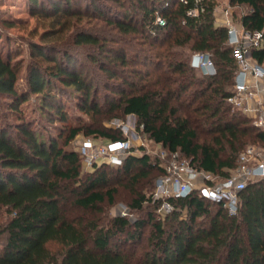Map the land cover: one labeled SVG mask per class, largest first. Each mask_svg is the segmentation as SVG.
Masks as SVG:
<instances>
[{
	"label": "trees",
	"instance_id": "1",
	"mask_svg": "<svg viewBox=\"0 0 264 264\" xmlns=\"http://www.w3.org/2000/svg\"><path fill=\"white\" fill-rule=\"evenodd\" d=\"M114 1L124 8V0ZM230 1L249 5L242 25L264 33V0ZM30 3L51 16L99 17L127 35L119 46L87 30L77 31L74 40L77 46H93L106 54L92 59L108 78L116 75L112 64L131 68L138 80L122 79L127 88L106 79V90L114 92L106 101L112 110L134 114L149 138L165 149L179 151L198 169L225 178L238 165L247 144L264 148V130L227 101L239 65L228 42V27L216 23V0H139L134 8L142 12L140 19L127 9L112 15L113 10L101 0H48L49 7L44 0ZM194 9L197 13L189 14ZM158 16L165 24L158 22ZM138 33L148 47L136 46L131 36ZM4 36L0 31V39ZM127 49L133 51L131 59ZM186 49L209 52L217 73L207 75L193 67ZM33 53L38 59L21 88L19 69L0 47V100L6 96L9 108L0 110V206H7L12 214L2 231L6 238L0 264H264V177L241 191L235 215L195 191L170 198L175 209L165 218L157 213L161 202L151 204L152 198L139 185L154 170H159V176L165 172L158 158L131 154L116 168L95 164L94 171L83 177V157L67 145L83 130L113 140L124 136L121 131L89 124L58 126L57 136L45 134V127L39 132L21 109L31 94L42 99L39 112L52 115L51 122L68 120L62 100L65 88L75 89L85 112L99 113L101 106L94 98L93 80L77 56L69 50L51 53L43 44L34 45ZM251 54L264 64V38ZM141 58L153 69L134 67ZM6 113L19 119L11 122ZM115 175L127 177L131 206L145 217L96 216L104 212L106 199L115 201ZM146 202L150 204L145 206ZM74 207L94 215L77 221L69 213ZM146 226L151 227L150 237L138 246Z\"/></svg>",
	"mask_w": 264,
	"mask_h": 264
},
{
	"label": "rangeland",
	"instance_id": "2",
	"mask_svg": "<svg viewBox=\"0 0 264 264\" xmlns=\"http://www.w3.org/2000/svg\"><path fill=\"white\" fill-rule=\"evenodd\" d=\"M46 5L49 7L48 0H44ZM107 6L113 10L112 15L118 14L122 9H127L131 12H135V18L140 19L142 12L139 8H134V4H137L139 0H124L125 6L121 9V6L117 1L114 0H101ZM149 2L150 0H144ZM160 1V0H158ZM217 6L215 8L216 23L221 25L225 19L224 13L229 11L230 18L232 22L241 27V17L251 10V7L246 4H232L230 0H216ZM48 9V8H47ZM50 11V9H49ZM117 12V13H116ZM51 12L45 13L40 9H35L30 3V0H0V31L4 33V38L0 39V47L4 53H9L12 58L13 64L19 69V79L17 84L19 87H24L27 85V75L30 66L37 61L38 57L33 53V47L36 44L45 45L51 53L58 50H69L73 55L77 56L81 61V64L84 67V72L88 74L89 79L93 80V85L95 86V101H97L101 106V112L95 113L85 112L79 106V100L75 96L74 88H65V93L62 95L63 103L65 104V109H67L68 120L66 122H51V116L49 114H42L39 111V107L42 105V99L36 94H31L29 100L22 104L21 109L23 115L30 117L34 120V125H36L39 132L43 131V127L46 128L45 134L49 133L54 136L59 134L58 126L61 127H70L78 124H89L91 127H106L121 131L123 136L127 134V129L131 130L135 127L134 118H130L129 115H125L121 110L116 109L112 110L109 102L106 101V98L110 96L114 97L112 94L113 90L105 88L106 79H109V83L115 84L118 87L123 85L127 88V84L123 82L122 79L125 77L136 78L132 75L131 68L123 67L121 64H112L111 68L116 71V75L112 78H108L106 70L101 68L97 62H93L92 57L104 58L105 53L100 54V50L93 46H77L75 44L74 35L77 31L87 30L93 32L100 37L104 38L109 42L111 46H119L125 44L123 41H127V35L122 34L117 30L114 25L107 24L106 21L99 17H86V16H73V15H64L56 16L50 15ZM135 43H138L136 46L148 47L145 44L144 36L140 33L131 36ZM129 47V46H128ZM127 48V43H126ZM130 59L133 51H130ZM186 57L190 59L193 56V51L186 49ZM134 64V67L143 70H151L153 66L148 64L145 65L142 62ZM107 83V82H106ZM100 84L102 85V88ZM105 84V85H104ZM110 99V98H109ZM7 97L2 96L0 100V110L5 112L9 110L7 105ZM55 113V112H54ZM7 114V113H6ZM6 117L11 122H16L19 118L14 114H7ZM138 122V120H137ZM136 132H139L140 135H136L130 132L132 137L133 144V155L141 156L145 153H148L153 159H157L156 151L160 150L161 145L157 144L155 141L151 140L147 134L135 129ZM127 137V135H126ZM91 139L94 143L92 150L88 151L95 152L104 145H107L110 139L105 138L100 135H87L83 130L81 131L74 140L67 145V148L77 149L78 151L82 150V145L84 141ZM249 143L247 145H250ZM254 144V143H253ZM82 155V154H81ZM83 157V156H82ZM90 157V155H89ZM88 157V159H89ZM87 157L82 158V167L81 173L83 177H86L89 172L94 171V165L98 164L102 166L103 164L109 165L111 168H116L118 165L109 163L104 158H98L94 164H90ZM159 161V160H158ZM159 170L156 169L152 172L149 178L142 179L140 182V188L143 192L146 193L147 197L152 198L153 193L156 187V181L159 177ZM117 182H114L113 185L117 187V193L115 195V201L113 203L109 202L108 199L102 204L104 207L103 213H97V217L102 216H115V215H125L132 220L145 217V213L134 209L131 206L132 194L127 185V177L121 176L118 178V175L114 176ZM153 199V198H152ZM154 201L151 200V204ZM150 204L149 202L145 203V206ZM148 208H151L148 207ZM147 208V210H148ZM70 217L75 220L81 219L84 215L87 217H92L94 214L84 211L80 208H71ZM12 216L7 206H0V250L2 243L4 242L6 235L2 233L3 228L7 220ZM151 233V227L146 226L143 234L144 241L138 246H144L148 242ZM124 238V236H122ZM52 249H56L57 246L55 243H50Z\"/></svg>",
	"mask_w": 264,
	"mask_h": 264
},
{
	"label": "built area",
	"instance_id": "3",
	"mask_svg": "<svg viewBox=\"0 0 264 264\" xmlns=\"http://www.w3.org/2000/svg\"><path fill=\"white\" fill-rule=\"evenodd\" d=\"M196 13L197 9L189 11L192 15ZM224 15L225 19L221 25L228 27V42L234 49L239 65L234 91L227 97V101L233 105L234 109H241L252 117L255 125L264 130V64L254 59L251 54V49L262 43L264 33L259 30L249 31L243 25L241 27L235 25L229 11H226ZM157 20L165 24L161 16H158ZM191 63L204 74L217 73L216 65L209 52H194ZM129 116L135 119L133 124L135 127L131 130L127 129V137L124 135L122 139H110L107 145L90 153L88 151L93 149L94 143L91 139L84 141L80 153L87 159L90 155L88 159L90 164H94L98 158L102 157L109 163L121 165L125 156L133 154L132 137L129 133L139 136L140 133L135 129L139 128L144 132V125H139L134 114ZM156 156L165 170L156 181L152 197V201L161 202L157 209L161 218H165L175 209L170 198L186 197L195 191L206 199L222 203L231 215H235L239 209L241 191L249 182L264 177V148L254 144L248 145L240 152L238 165L225 178L198 169L179 151H169L161 146L160 150L156 151Z\"/></svg>",
	"mask_w": 264,
	"mask_h": 264
}]
</instances>
